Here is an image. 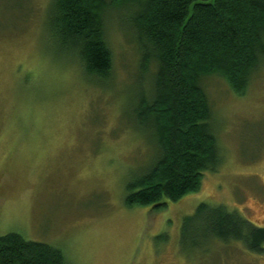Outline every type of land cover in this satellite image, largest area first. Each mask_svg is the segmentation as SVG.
Segmentation results:
<instances>
[{"label":"rangeland","instance_id":"374dc122","mask_svg":"<svg viewBox=\"0 0 264 264\" xmlns=\"http://www.w3.org/2000/svg\"><path fill=\"white\" fill-rule=\"evenodd\" d=\"M52 4L0 0V237L52 246L67 264H264V251L237 242L180 246L184 219L202 204L264 227V60L243 95L217 76L200 81L221 161L199 192L161 211L128 209L127 185L158 156L132 114L150 84L130 11L102 14L113 67L100 81L52 36Z\"/></svg>","mask_w":264,"mask_h":264},{"label":"trees","instance_id":"16d2710c","mask_svg":"<svg viewBox=\"0 0 264 264\" xmlns=\"http://www.w3.org/2000/svg\"><path fill=\"white\" fill-rule=\"evenodd\" d=\"M108 5L130 11L140 51L138 72L150 84L132 114L158 149L151 168L127 185L125 206L161 211L165 201L179 203L199 192L204 174L220 164L200 81L217 76L234 93L244 94L251 73L264 60V0H53L52 36L77 58L86 76L100 81L110 78L113 67L102 19ZM210 239L241 243L254 254L264 251V227L224 206L202 204L184 219L180 246L203 249ZM0 264L67 263L52 246L8 234L0 237Z\"/></svg>","mask_w":264,"mask_h":264}]
</instances>
